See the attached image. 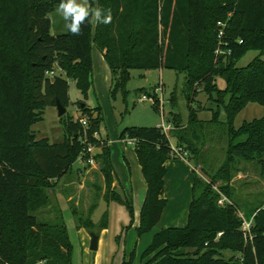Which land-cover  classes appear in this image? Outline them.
<instances>
[{
    "label": "trees",
    "instance_id": "trees-1",
    "mask_svg": "<svg viewBox=\"0 0 264 264\" xmlns=\"http://www.w3.org/2000/svg\"><path fill=\"white\" fill-rule=\"evenodd\" d=\"M59 2L0 0V264H72L60 210L48 221L38 220L34 211L49 203L55 180L70 171L88 141H95L101 117L96 116L88 130L79 122L83 116L65 123L63 141L54 144L36 139L31 127L56 99L68 105V79L86 96L92 85V42L111 70L113 97L125 93L132 69L164 67L184 73L187 119L182 121L177 112L168 118L176 126V145L183 146L206 175L212 168L206 124L219 126L226 141L225 161L216 171L226 184L219 189L233 198L231 172L237 170L238 158L260 166L264 186V117L233 125L248 103L264 106V0H97V7L111 10V22H85L78 35L67 28L51 33L50 14ZM224 19V40L217 42V22ZM215 46L223 51L218 57ZM249 49L260 55L245 67L236 66ZM54 63L65 76L47 77ZM217 77L224 80L223 89L216 87ZM200 92L210 100L217 93V109H208L211 118L206 121L198 117L205 109L193 104ZM120 137L136 140L134 150L146 183L137 229L141 236L154 228L167 205L160 198L165 163L177 157L159 126L125 127ZM95 157L105 182L103 199L115 200L132 215L130 201L110 191L114 170L109 146ZM195 167L186 224L156 231L140 264H264V207L256 211L246 233L236 203L219 205ZM76 218V227L91 231L93 223ZM106 225L105 212L98 228ZM6 227L10 229L4 235ZM224 250L238 256L225 259Z\"/></svg>",
    "mask_w": 264,
    "mask_h": 264
},
{
    "label": "rangeland",
    "instance_id": "rangeland-1",
    "mask_svg": "<svg viewBox=\"0 0 264 264\" xmlns=\"http://www.w3.org/2000/svg\"><path fill=\"white\" fill-rule=\"evenodd\" d=\"M91 2L96 8L97 0H91ZM88 3L90 4V0ZM56 8L54 7L50 14L51 33L60 34L66 31V26L62 17L57 14ZM221 22L226 24L225 19ZM217 48L215 46L213 50L215 57L223 54V51ZM259 55L258 50L249 49L237 60L235 65L245 67ZM261 59L264 60V56ZM51 70L54 71L55 75H66L56 63ZM152 75L154 77L149 84V77ZM111 79V70L102 51L97 49L95 42H92V85L86 96L76 87L73 80L68 79L69 102L66 106V113L58 117L56 106H46L43 109L42 119L31 127L36 139H47L50 144H54L63 141L65 123L77 122V119L83 116L88 120L86 127L88 130L96 116L100 115L101 117V122L93 133L95 141H88L89 144L86 145V148L91 147V150L82 155V158H78L72 164L70 171L54 182L52 190L49 191V203L34 211L38 220L48 221L58 215L57 209L67 206L69 210L76 211L75 222L76 217H80L84 222L93 223L91 231L98 234L96 250L89 249L91 231L85 228V231L81 232L73 224V220L63 213L71 243L72 264H123V262L128 261L130 264L141 263V253L158 230L154 227L150 232L138 236L137 229L140 225V210L146 183L134 145L127 143L128 137L121 138L120 132L125 127L166 125L168 118L172 120L173 112L179 113L182 121L185 122L187 119L185 98L187 93L185 92L186 78L184 73L164 67L151 71L132 69L130 70V79L126 83L125 93L118 91L114 97L110 93ZM216 87L218 89L225 87L222 78H216ZM140 94H147V96L152 97L155 100V106L149 101H139ZM215 95L217 93L213 94V100L208 99V96L203 92L195 97L194 108H198L200 105L205 109L198 112L200 119L209 120L211 112L208 109H217ZM262 117H264V106L251 102L235 115L233 125L238 128L244 122ZM170 126L168 137L172 143L176 144L173 135V130L176 128L175 123L171 122ZM206 127L208 128V137L205 140V146L209 148L207 161L212 168L208 170L206 175L202 174L201 167H195L194 159L191 160V156L188 155L191 165L193 168L195 167L197 175L208 183L214 193L217 194L219 205L235 202L237 213L242 221H252L256 211L264 207V186L260 166L238 158L237 170L231 172L233 175L231 184L235 187L234 195L232 199L226 197L219 189V185L226 183L218 179L216 174L217 168L221 166L226 157L225 137L221 134L219 126L208 123ZM103 146L110 148V159L115 178L118 181H130L132 184V215L129 214L124 205L115 200L106 202L100 198L103 197L106 188L102 173L99 170V159L95 155L101 152ZM89 157L93 158V164L87 166L83 160ZM94 166L97 169H91ZM79 170H83L84 173L79 174ZM179 186L176 182L171 185L169 191L173 196H171L164 213L167 216L177 213L185 218L190 202V188L186 187L187 197L179 201L181 197L175 196ZM110 191L117 194L116 188L112 187V184ZM118 193L125 199L121 190H118ZM94 206L95 208L92 210ZM105 212L107 225L105 228L99 229ZM185 224H177V226ZM9 229L6 227L4 235L8 233ZM222 254L225 259L237 255L230 250H224Z\"/></svg>",
    "mask_w": 264,
    "mask_h": 264
},
{
    "label": "crops",
    "instance_id": "crops-1",
    "mask_svg": "<svg viewBox=\"0 0 264 264\" xmlns=\"http://www.w3.org/2000/svg\"><path fill=\"white\" fill-rule=\"evenodd\" d=\"M93 8H95V7H93ZM95 24H96V22L93 19V25L95 26ZM148 71H151V70H148ZM165 166L167 169V173L164 177V185L160 191V198L166 199L167 205H168V202L170 201L171 196H173V195H171L169 189H170L171 185L174 184V182H176L177 186L178 185H180V186L178 187L179 189L176 191L175 196L176 195L180 196L181 199L179 201H182L183 198L187 197L186 187H188V188H190L189 196H190V201H191V188H192V180H193V175H194V172H193L194 168L192 167L191 161L189 160L188 156L186 158L169 159L166 161ZM91 169H97V167L94 166ZM78 173L82 174L84 172H83V170H79ZM56 181L57 180H55V182ZM177 181L179 182V184ZM112 187L116 188L117 193H118V190H121L123 195H124V198L126 200L130 201V203H131V200H132V184L130 181H126V182L118 181L115 178V174L113 172ZM119 188H121V189H119ZM143 193H144V197H143V201H144L145 193H146V184H145V190L143 191ZM100 198L103 199L102 196ZM189 204H190V202H189ZM167 205L164 208V210L167 208ZM141 207H142V205H141ZM188 207H189V205H188ZM59 209H60V214H61L63 220H64L63 213H65L69 219L73 220V224L76 226L75 218H74L72 211L69 210L67 206H65V207L62 206V208H59ZM164 210L162 211V214H161V217H160L158 223L154 226L156 228V230H160V229L166 228V227H183L184 226V225L183 226H177V224L186 223L187 215L185 218L181 217V215H179L177 213L176 214L172 213L171 216L170 215L167 216V214L164 213ZM184 220H185V222H184ZM180 222H182V223H180ZM76 228H78V227H76ZM78 229L81 230V232L85 231L84 227H79Z\"/></svg>",
    "mask_w": 264,
    "mask_h": 264
},
{
    "label": "clouds",
    "instance_id": "clouds-1",
    "mask_svg": "<svg viewBox=\"0 0 264 264\" xmlns=\"http://www.w3.org/2000/svg\"><path fill=\"white\" fill-rule=\"evenodd\" d=\"M56 12L62 17L67 30L73 35L80 34L81 26L85 22L94 19L95 22L108 24L112 19L110 9L93 8L88 0H60Z\"/></svg>",
    "mask_w": 264,
    "mask_h": 264
},
{
    "label": "built area",
    "instance_id": "built-area-1",
    "mask_svg": "<svg viewBox=\"0 0 264 264\" xmlns=\"http://www.w3.org/2000/svg\"><path fill=\"white\" fill-rule=\"evenodd\" d=\"M217 30H216V37H217V40L218 42H221L222 40H224V27H225V24L222 23L221 21H218L217 22ZM219 49V48H217ZM220 50V49H219ZM222 51V50H220ZM46 75L47 77L49 78H53L55 76V73L53 70H49L46 72ZM139 101H149L151 104H154L155 103V100L152 99V97L150 96H147V94H140L139 98H138ZM162 104V103H161ZM162 110V109H161ZM79 122L80 124L83 126L84 130L86 129V127L88 126V120L85 118V117H82L79 119ZM161 128V130L163 131V133L166 134V136L168 137V130L171 128L170 126V123L168 124H162L159 126ZM169 138V137H168ZM170 141V140H169ZM127 143L128 144H133L135 146V143H136V140L135 139H131V138H128L127 140ZM170 148H171V152L172 154L177 157V158H186L188 156V152L187 150L183 147V146H178L174 143H172L170 141ZM91 150V147L89 148H86L82 154L80 155V157H78L79 159L82 158L81 156L82 155H85L86 152H89ZM84 163H86L87 165H90V164H93V158L92 157H89V158H86L83 160ZM250 227H251V221H243V226H242V229L248 233L249 230H250ZM221 233H218V236L220 235Z\"/></svg>",
    "mask_w": 264,
    "mask_h": 264
},
{
    "label": "water",
    "instance_id": "water-1",
    "mask_svg": "<svg viewBox=\"0 0 264 264\" xmlns=\"http://www.w3.org/2000/svg\"><path fill=\"white\" fill-rule=\"evenodd\" d=\"M153 77H154L153 75L149 77V81H148L149 83L152 82ZM55 106L57 109L58 117H61L66 113V106L63 103H61V101L59 99H56ZM81 106H83V104H81ZM90 237H91V239H90L89 249L90 250H96L97 242H98V234L91 232Z\"/></svg>",
    "mask_w": 264,
    "mask_h": 264
}]
</instances>
